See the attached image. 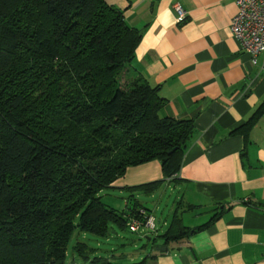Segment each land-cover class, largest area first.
I'll return each mask as SVG.
<instances>
[{
	"label": "trees",
	"instance_id": "1",
	"mask_svg": "<svg viewBox=\"0 0 264 264\" xmlns=\"http://www.w3.org/2000/svg\"><path fill=\"white\" fill-rule=\"evenodd\" d=\"M142 36L106 0H0V264H76L77 227L103 238L128 228L145 207L133 191L163 180L132 187L124 210L102 190L152 160L178 175L194 125L162 116L160 86L128 75ZM188 232L174 219L161 236ZM75 250L82 264H144Z\"/></svg>",
	"mask_w": 264,
	"mask_h": 264
},
{
	"label": "crops",
	"instance_id": "2",
	"mask_svg": "<svg viewBox=\"0 0 264 264\" xmlns=\"http://www.w3.org/2000/svg\"><path fill=\"white\" fill-rule=\"evenodd\" d=\"M106 1L143 35L128 75L160 86L162 116L194 125L176 177L165 178L161 162L152 160L129 167L110 187L131 194L132 187L163 180L151 193L133 191L136 198L165 184L177 187L179 204L165 228L157 230L156 222L153 236L145 228L133 232L148 240L136 251L137 262L264 264V112L247 134L240 132L264 103V53L255 63L232 35L236 0ZM176 3L187 10L182 23ZM174 219L189 232L167 242L161 235ZM117 228L107 239L119 236Z\"/></svg>",
	"mask_w": 264,
	"mask_h": 264
},
{
	"label": "rangeland",
	"instance_id": "3",
	"mask_svg": "<svg viewBox=\"0 0 264 264\" xmlns=\"http://www.w3.org/2000/svg\"><path fill=\"white\" fill-rule=\"evenodd\" d=\"M174 184H165L160 188L153 196L141 194L138 199L144 202L148 209L151 210L152 215L155 216L158 229L163 230L165 228V221H169L171 218V210L173 206L178 205L176 202L179 199L178 190H176ZM104 203L115 207L118 210H122L125 207V201L130 195L127 190L115 189V188H105L100 193ZM160 221V222H159ZM146 230L150 231L147 227ZM118 230V237L107 239L95 235L90 232H85L78 227L74 231V234L67 247V263L82 264L83 258L75 250V246L78 242H86L90 246L97 248V254L108 255L112 260L128 263L137 262L136 251L144 248V245L148 243L147 237L141 233H133L127 229ZM158 232V231H157ZM155 232H150L149 236H153ZM124 254L126 257L129 254L128 260L120 259L119 256ZM130 257H132L130 259ZM134 257V258H133Z\"/></svg>",
	"mask_w": 264,
	"mask_h": 264
},
{
	"label": "built area",
	"instance_id": "4",
	"mask_svg": "<svg viewBox=\"0 0 264 264\" xmlns=\"http://www.w3.org/2000/svg\"><path fill=\"white\" fill-rule=\"evenodd\" d=\"M236 5L238 10L231 23L232 35L256 63L258 55L264 53V0H236ZM174 7L177 22L182 23L187 18V10L179 3ZM128 226L132 232L141 227L155 231L156 220L146 210L140 209L139 216L130 217Z\"/></svg>",
	"mask_w": 264,
	"mask_h": 264
},
{
	"label": "water",
	"instance_id": "5",
	"mask_svg": "<svg viewBox=\"0 0 264 264\" xmlns=\"http://www.w3.org/2000/svg\"><path fill=\"white\" fill-rule=\"evenodd\" d=\"M175 149H176V148H175ZM175 149H174V150H175ZM174 150H173V151H174Z\"/></svg>",
	"mask_w": 264,
	"mask_h": 264
}]
</instances>
